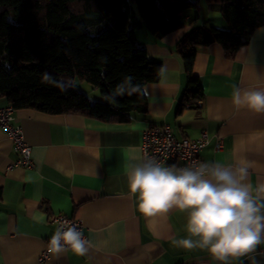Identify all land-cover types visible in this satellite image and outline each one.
I'll list each match as a JSON object with an SVG mask.
<instances>
[{
    "label": "crops",
    "instance_id": "0c3cea01",
    "mask_svg": "<svg viewBox=\"0 0 264 264\" xmlns=\"http://www.w3.org/2000/svg\"><path fill=\"white\" fill-rule=\"evenodd\" d=\"M184 15L185 26L162 37L144 25L135 32L138 44L162 63L159 80L144 88L145 112L128 122H105L80 114L16 110L32 147V168H8L18 153L0 129V264H221L207 249L174 243L197 239L186 230L187 211L174 208L150 222L128 188V166L143 161L144 130L161 124L171 125L180 138L196 139L208 132L210 140L201 152L204 162L234 168L241 160L253 161L247 180L253 195L264 184V113L237 108L232 99L237 87L242 93L264 90V26L255 29L233 58L216 42L199 48L194 73L201 78L204 95L197 105L179 112L187 75L176 43L196 15L199 25L229 27L219 4L202 0L198 11L188 9ZM5 105L6 99L0 98V106ZM217 137L224 143L218 151ZM169 166L177 168L175 163L162 165ZM57 213L81 219L91 246L83 256L71 249L50 252L39 263L57 229L51 219ZM254 255L264 264V244ZM241 261L252 264L248 257L232 259L231 264Z\"/></svg>",
    "mask_w": 264,
    "mask_h": 264
},
{
    "label": "trees",
    "instance_id": "16d2710c",
    "mask_svg": "<svg viewBox=\"0 0 264 264\" xmlns=\"http://www.w3.org/2000/svg\"><path fill=\"white\" fill-rule=\"evenodd\" d=\"M201 1L0 0V98L15 110L128 122L146 111L144 88L159 80L162 69L161 61L138 44L136 30L144 25L162 37L185 26L184 12L198 10ZM204 1L220 5L229 27L199 25L196 15L176 43L187 75L179 112L197 105L204 95L194 73L199 48L216 42L233 58L255 29L264 26V0ZM45 75L54 83L45 82ZM126 76L141 91L112 98ZM72 79L100 88L102 98L90 100Z\"/></svg>",
    "mask_w": 264,
    "mask_h": 264
},
{
    "label": "clouds",
    "instance_id": "9594fccd",
    "mask_svg": "<svg viewBox=\"0 0 264 264\" xmlns=\"http://www.w3.org/2000/svg\"><path fill=\"white\" fill-rule=\"evenodd\" d=\"M44 81L54 83L47 75ZM132 81L133 77L126 76L112 98L139 93L142 86ZM232 99L237 108L264 113V90L242 93L237 87ZM253 166V161L241 160L234 168L218 162L175 168L162 167L149 158L128 166V188L138 199L139 212L150 222L174 208L188 212L186 230L197 239L175 240L176 245L207 249L221 264H231L232 259L241 257L259 264L254 254L264 244V184L253 195L247 182L248 170ZM37 219L44 222L43 217ZM90 246V241L77 228L65 230L61 225L50 237L48 250L59 254L71 249L83 256Z\"/></svg>",
    "mask_w": 264,
    "mask_h": 264
},
{
    "label": "built area",
    "instance_id": "2783aa9c",
    "mask_svg": "<svg viewBox=\"0 0 264 264\" xmlns=\"http://www.w3.org/2000/svg\"><path fill=\"white\" fill-rule=\"evenodd\" d=\"M15 108L8 104L0 106V129L4 130L14 143L18 153V158L9 164L8 168L12 169L17 166L32 168L34 161L32 158V147L27 142L23 127L17 122L15 116ZM210 140L208 132H203L199 138L190 139L188 137H177L175 130L171 125H151L147 127L142 136V152L143 160L153 159L161 166L165 163H175L177 168L192 167L204 163L201 158V152ZM224 143L221 137L216 138V151L223 149ZM52 221L56 227L61 225L67 227H75L83 233L88 240V236L84 231V224L81 219L57 213L52 216ZM50 240V238H49ZM49 240L47 247L43 250L39 263L45 262L49 256Z\"/></svg>",
    "mask_w": 264,
    "mask_h": 264
},
{
    "label": "rangeland",
    "instance_id": "374dc122",
    "mask_svg": "<svg viewBox=\"0 0 264 264\" xmlns=\"http://www.w3.org/2000/svg\"><path fill=\"white\" fill-rule=\"evenodd\" d=\"M196 11H198V10H196ZM71 81H73V84L76 87L82 89L85 93H87V95L89 97H91L93 100H97V99H101L102 98L100 88H94L90 83H88L86 81H81V80H78V79H72Z\"/></svg>",
    "mask_w": 264,
    "mask_h": 264
}]
</instances>
